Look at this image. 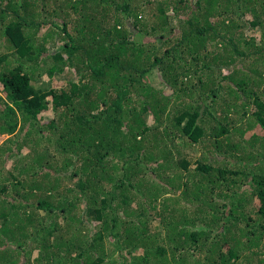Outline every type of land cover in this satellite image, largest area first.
<instances>
[{
  "label": "trees",
  "instance_id": "1",
  "mask_svg": "<svg viewBox=\"0 0 264 264\" xmlns=\"http://www.w3.org/2000/svg\"><path fill=\"white\" fill-rule=\"evenodd\" d=\"M137 1L0 0V264H264V0Z\"/></svg>",
  "mask_w": 264,
  "mask_h": 264
},
{
  "label": "rangeland",
  "instance_id": "2",
  "mask_svg": "<svg viewBox=\"0 0 264 264\" xmlns=\"http://www.w3.org/2000/svg\"><path fill=\"white\" fill-rule=\"evenodd\" d=\"M139 1H141V0H138L137 2H139ZM21 125L22 124L19 125V130L17 131L18 134L16 133V137L17 138H21L22 136H25L24 134H25L26 130L30 129L28 125L25 126V127L23 126L24 129H22V128L20 129ZM6 137H9V136H6ZM30 148H32V146L29 145L28 146V149L24 148L23 151H22V155L25 156V157H27L25 159L26 162H29V161L32 162V161H34L36 159L38 160L37 152H34L33 150H30ZM14 151H15V149L13 151H10V152H6V151L5 152H6V155H10ZM194 154H196L198 156H201L202 155L201 152H199L198 154H197V152H194ZM10 169H11V167H8L7 170L1 172L0 173V177H2L4 179L8 175L7 172L10 171ZM0 170H1V163H0ZM3 184H8V183L7 182H3ZM22 189L19 190V193L21 192ZM22 192L26 194V191L25 190H23ZM19 193H18L17 190L11 188V189H8L7 192L0 193V197L1 198H4L5 197L4 199H6V200H8V201H10V202H12L14 204H16L20 199H22L24 201V199H23V193H20V194ZM1 201H0V203H1ZM177 206H178V208H181L179 204H177ZM29 210H30L29 207H25V208H23L20 211V213L22 214V213H25V212H27ZM36 216H38V215H36ZM23 223H27V221L25 220ZM36 225H37V221L35 223V226ZM32 226H34V225L32 224ZM19 236H20V233H16L15 235H12L11 238L9 239V241L11 242V245L14 247L13 248L14 250L12 252V255H10L9 257L14 258V260H16V262H17L16 264H19L20 263L19 262V259H18L19 258L18 253L19 252H22L23 251V248H25V249L27 248V246L24 247V245L23 246L19 245V242L17 241V238ZM82 239H84V237H82ZM3 240L4 241L6 240V236L3 237ZM107 248L108 249L106 250V253L107 254H105V261L113 262L114 260H116L117 252L119 253V251H116L111 245L110 246H107ZM247 253H248L247 251H244V253H243V256L245 258L247 256ZM245 254H246V256H245ZM134 256H136V252L133 253V255H131L132 259L134 258ZM127 261L130 262L129 260H127ZM11 263L14 264L13 262H11Z\"/></svg>",
  "mask_w": 264,
  "mask_h": 264
}]
</instances>
